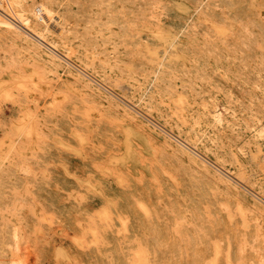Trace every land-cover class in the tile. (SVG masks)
Instances as JSON below:
<instances>
[{
    "label": "rangeland",
    "instance_id": "1",
    "mask_svg": "<svg viewBox=\"0 0 264 264\" xmlns=\"http://www.w3.org/2000/svg\"><path fill=\"white\" fill-rule=\"evenodd\" d=\"M26 1L28 3H32V2L37 1V3H39V1H41V0H32V1L26 0ZM52 1H56L53 4L60 10V12L63 13L62 32L61 33L66 32V30L68 29V32H66L67 34L65 33V35H64V33H63V34H61V36H63L70 43L74 44V47H75V49L77 48L76 50H77L79 55L85 56L88 54L95 60L94 62H95V68L96 69L89 70V72L87 73L88 75H86L85 77H87V78L94 77L95 78V76L102 77L104 75V77L109 78L110 80H114L116 77H118V79L121 78L119 80L120 82H118V83L120 85L123 84V86H120V87L114 86L115 81H106V80L104 81L103 80L104 82H106V85H109L110 87L113 88V90H111L107 86L105 88H102V89H104L103 91H108L107 93H110L112 91L113 93H110V94L112 96L114 95L115 97L114 96L113 97L115 99H117L118 101H120L124 105L127 104L126 106L129 107L131 110L133 109L132 111H135V113L137 111H138V113L140 112L139 114L141 116L138 113H136L137 118H138L137 121L143 120L146 125L142 126V127L139 124H137L138 126L135 125L136 122L131 121L127 117V115L124 114L121 110L114 109L113 107H111L110 105L105 103L104 101H101V99H98L99 97H97L96 94H90L84 88L77 86L73 81L67 79V74H68L67 71L65 72V70H63L62 76H60V78L58 79L59 76L55 75L52 71H49L48 69L43 67V64L41 63V61L37 57H35V55L30 51V48L28 46H26L24 43L20 42V40L16 37H13V39H11L12 36L7 37L1 33L0 36L1 37L4 36L7 39L2 37L4 39L3 40L0 37L2 39V40L0 39V46H1L0 48H2V49H0V53H1L0 54V56H1L0 57V72L3 75H5V74H8L9 72L11 73V72L16 71L18 69H19L18 71L21 70V72H24V73H30L32 70L38 69L41 72H43L47 82L45 84V91H44L46 93L45 94L40 93V92L35 91V90L30 91L28 93V100H27V103L25 105V114L27 113L26 116H28L27 121H30L31 118L33 117V115L34 116L36 115L35 118L38 116L36 118L38 120V124H40L42 126L41 127V138L38 139L37 143H36V141H37L36 137L35 138L33 137L34 138L33 139L31 136L25 134V132H23V131L20 132V130L17 131L15 129L14 130L15 132L11 133L12 137H11V134L5 133V124L8 127H10V126L12 127L13 126L12 124H14L16 122L15 120H17L19 118V111L17 110V104L15 102H14L15 104H13L11 102V100L12 101L15 100V99H13L15 97L10 96V97H12V99L10 97H8L10 99V101L8 98H5V101H4V98L1 100V107H2L1 108V112H2L1 113V120H2V123L0 124V130H1L0 134H2V135L0 136V141L4 142V148L3 149H4V152H6L7 154L0 161V252L3 254L2 255L0 253V258L2 260L5 259L4 261L6 262L11 256H13V253L11 250H13V252L15 251L14 250V244L12 242L13 241L12 235L10 232V230H12L13 225L12 226L8 225V226L4 227V219L2 217L3 214H5V213L7 214V212H10L15 207L17 208V211L19 213H17L15 218H13V222L19 221L18 220L19 218H23L22 225H23L24 231H25V240L28 239V241L26 240L27 243H25L26 241L24 240V243L26 244L27 248L24 247L25 251L23 253V256L25 254L24 257L29 260L30 264H36V263L37 264L38 263L39 264H46V263L47 264H49V263L50 264H63V262L65 264L66 263L67 264H79L80 262H82L80 264H95V263L99 264L101 262H104L106 259H107V262L105 261L104 263H101V264H105V263H107V264H132L131 262L133 260H134L133 261L134 263L137 261L135 251L133 252V250H135L136 246H138L139 244L142 246L147 245L150 247V249L152 248L151 249L153 252L152 258L156 261V264H199L198 263L199 258L202 260L204 259V261H205L212 255L213 246H214L215 242L220 243L224 248H227V245L229 244V242L232 243L233 264H237V260L239 259L240 256H243L245 258L242 261V264H250V262L253 260V258L255 256H257L259 254H263L264 253V212H262L259 207L261 205L264 206V202H262V200H264V195L260 191L259 187L264 185V173H263L264 172L263 171L264 170V167H263L264 166V153H263L264 152V136L262 137L258 133V128H259V125H261V124L264 125V116L263 115L261 116V114H264V111H263L264 110L263 109L264 108V104H263V101H264V98H263L264 97V84H263V82H264L263 81L264 80V73H263L264 72V34H263L264 33V22H263L264 17H262L264 15V13L257 12L255 9L254 10L255 16H253V18H251L250 20H247V18H248L247 16H246V18H245V16H244V18H242V15H243L242 12H244L243 10H245L247 8L249 9V8L253 7L251 0H212L211 6H212V10H213L212 16H213L214 20H222L228 26V29L226 30V33L224 34V36L220 37V35L217 34V31L214 29V27L210 23L211 21H208L207 23L197 22V20H196L197 13L196 12L191 14L189 27L183 31L182 26H183L184 22L182 20L184 19V21H185L186 18H184L185 16L181 18L180 9L182 11H184V10L187 11L188 9L186 8V6L183 3L186 1H190V0H174V1H172V0H88V2H87V0H65V2H64V0H52ZM141 1H143V3ZM155 1H156L157 5H156ZM139 2H141L143 5ZM85 5L86 6L89 5L86 8V10L84 8V7H86ZM163 6H164V8H163ZM262 6L264 9V4H262ZM66 7H67V10H66ZM166 9H168V10L165 11ZM64 11H66L67 13H65ZM103 11H104V13H103ZM189 11H190V9H189ZM166 12H167V14H166ZM236 12H237V14H236ZM257 16L259 19L256 18ZM84 17H85V19H83ZM163 17H166V18H164V20H163ZM96 18L98 20L94 21V19H96ZM102 18H104V19H102ZM166 20L169 23H166ZM261 20H262V22H261ZM65 21L68 23H65ZM74 22L77 24H75ZM100 22H102V23H100ZM178 22L181 23L182 25L179 24ZM231 22L234 24V26L231 25ZM79 23H81V24H79ZM173 23L176 26L178 24L179 25L177 27H175L173 25ZM191 24H194L193 26H195V27L190 26ZM73 25L75 27H72ZM169 26L170 27L172 26L174 29L169 28ZM257 26H260V28L259 27L257 28ZM261 28H262V30H261ZM72 29L73 30L76 29L77 31L72 32ZM89 29H90V32H89ZM82 30H84V31H82ZM157 30L160 31L161 34ZM154 31H156V33ZM71 32H72V34H71ZM172 32H174V33L177 32L176 34L178 35V38L185 37L187 39L186 41H187V43L188 42L189 43L186 45H189V47L191 48V55H195L196 59L192 58V60H190L189 64L188 63L185 64V63L181 62L179 65H182V66L180 67V70L178 71V73L175 74L174 76H171L169 79L170 80L172 79L173 83H177L178 85L180 84L179 85L180 88H182L181 84L183 82H181V81L183 80L184 77H185L184 80H187V81L189 80L188 81L189 83L191 80L192 87H194L195 89H193L191 87L190 93L192 95V99H193V97L196 98L195 99L196 102L194 99L192 101L193 102L192 112L196 113V110H197V113H199L200 109L202 107V101H204V100H205V102L210 103L209 104L210 106L213 103L212 109L215 108V110H218L221 113V115L224 116L223 118L226 119V121L224 120V122H223L224 124L223 123L221 124L222 126L221 125L216 126L212 122L209 124L204 122L200 125H197V127L200 126L199 129H197L199 132L197 130L194 131V130L190 129L188 126L190 124V120L192 121L194 119V117L188 116L187 121H186V125L188 127L185 130H186V132H188V131L189 132L185 133V130H184V132L180 133L177 131V129H175V125L171 127V125L166 124L161 118H159L157 116H153L154 119L152 120L153 117L147 116L148 114L145 113L146 110L145 109L143 110V107L141 106V104L138 105L137 104L138 102L137 103L135 102L140 97L139 95L144 90H146L145 91L146 96L145 95L143 96L144 100L149 95V93L152 91V88H150V84H149L150 80H151V76L146 77L143 74H141L142 75L141 76L140 72H139V70L146 65L144 63H147L146 58L148 56V47L159 46L162 48V50H164V45L158 44L159 42L157 39L161 35L162 36L163 35H165V36L172 35ZM185 32L186 33L188 32L190 34L186 35ZM75 33L77 35L78 34H80V35L76 36ZM56 34L58 35V33H56ZM253 34L257 37H255ZM71 35H73V36L71 37ZM234 35H235V37H234ZM258 35H259V37H258ZM74 36H76V37H74ZM147 36H149V37H147ZM187 36H189L190 38ZM226 36H228V38ZM251 36L252 37L254 36L253 39L250 38ZM69 37H71V38L74 37V40L73 39L69 40ZM145 37L147 39L148 38L149 39L147 40ZM230 37H231V40L229 39ZM80 38H82V39H80ZM150 38H152V40L155 42H153ZM242 39H243V42H242ZM244 39H246V40H244ZM94 40H95V42H94ZM1 41H2V43H1ZM11 41H12V43H11ZM246 41L248 44L246 43ZM9 42H10V44H9ZM83 42H84V44H83ZM250 43L252 46L250 45ZM255 43H256V45H255ZM223 46H225V47H223ZM227 46H228V48H227ZM240 47L241 48L244 47V48L241 49ZM5 48L7 51L9 49L8 52H10V53H7V51H5ZM255 48H258V49L256 50ZM218 50H220V51H218ZM259 50H260L261 54L259 53ZM11 51H13V52L11 53ZM246 51H247V54H246ZM249 51H250V53H249ZM219 52H221V54L223 52L222 56L227 55V57L224 56L225 58H223L219 54ZM254 53H255V56H253ZM7 54L10 56H7ZM108 54H109V56H108ZM159 54H160L159 55L160 58H161V56L164 55L163 52H160ZM198 54L201 55L202 57L198 56ZM257 54H258V56H257ZM93 55L96 57H93ZM249 55L252 57H250ZM259 55H260V57H259ZM213 56L214 57L216 56L219 59L218 58L215 59ZM244 57H246V59ZM251 58H252V60H251ZM204 59H205V61H204ZM253 59H255V60L253 61ZM256 59H257V61H256ZM241 60L243 61V63ZM23 62H25V63H23ZM77 62L79 63L80 61L77 60ZM218 62H219V64H218ZM221 62H222V64H221ZM240 63H242V64H240ZM210 64H212V65H210ZM17 65H18V67H17ZM141 65H142V67H140ZM221 65L224 67H222ZM248 65H250V66L248 67ZM242 66H243V68H242ZM225 67H227V68L225 69ZM238 67H239V69H238ZM202 68H204V69L206 68V69L205 70L203 69L204 71H202ZM216 68H217V70H216ZM209 69H210V71H208ZM228 69H229V72H228ZM182 70H183V72H181ZM121 71H122V73H121ZM134 71H137V73L135 72L136 77H137L136 82L139 83V85L141 84L140 89H139L140 91L138 90V92H136L137 94L136 93L134 94V98L136 100L132 96H130L132 93H134L133 88H135V85H133V82L130 78L127 79V76L129 77V75H131V73H133ZM198 71H199V73H198ZM200 71H202L203 73ZM218 72H220L221 75H220V73L218 74ZM233 72H235V73H233ZM252 72H253V75H251ZM184 73H186L185 74L186 76L184 75ZM200 73H202V74H200ZM248 73H250V74H248ZM64 74H65V77H64ZM108 74H110V75H108ZM205 74L207 76L209 74V76L208 77L204 76ZM226 74L229 76H227ZM216 75H217V77H216ZM181 76H183V77H181ZM195 76L196 77L199 76V77H197V79H196ZM250 76H252V78ZM235 77H236V80L234 79ZM198 78H200V79H198ZM217 78H219V80ZM220 78H222V79H220ZM247 79L249 82L247 81ZM209 80H210V82H209ZM231 81H233V84ZM239 81H240L241 85H240V83L238 84ZM243 81H245L246 83ZM213 82L214 83L216 82L217 85H215ZM95 83H97V82H95ZM251 83L252 84L255 83V84H253L254 86H252ZM97 85H98V83H97ZM103 85H105V84H103ZM204 85H205V87H204ZM258 85H259V87H258ZM210 86H211V88H210ZM234 86H236V87H234ZM242 86H243V89H242ZM250 86H251V88H250ZM217 87L219 90L216 89ZM254 87L255 88L257 87V88L254 89ZM47 88H48V91H46ZM108 88L110 89V92H109ZM142 88H143V90H142ZM207 88L209 89V91ZM222 88H223V91L221 90ZM247 88L249 90L246 91ZM50 89H51V91L48 95L47 92H49ZM125 90H127V91H125ZM194 90H196V91H194ZM225 90L227 91V93ZM197 91H198V93H196ZM237 91L238 92L240 91V92L237 93ZM194 92L196 95L194 94ZM242 92H244V94L245 93L246 94L244 95ZM118 93H121V94L123 93V94L121 95ZM129 93H130V95H129ZM223 93H225V94L223 95ZM234 93H236V96ZM65 94H67V95H65ZM155 94L158 95L157 93H155ZM228 94L230 96H228ZM247 94H249L248 97H247ZM197 95L199 97H197ZM252 95H253V98H252ZM227 96L229 97V99ZM254 96H256L255 99L257 98L259 101L257 99L255 100ZM55 97H57V98L55 99ZM216 97H218L219 99L217 100ZM234 97L236 98V103H235ZM249 97H251L250 99H252V100H250ZM46 98L47 99L50 98V99L47 100ZM126 98H128V99L125 100ZM230 98H233L234 100H230ZM237 98L240 100V102H238L239 100ZM243 98H244V100H243ZM246 98H248V99L246 100ZM6 99H7V101H6ZM200 99H201V102H200ZM54 100H56V101L58 100L56 102V104L54 103L55 102ZM212 100H213V102L211 103ZM261 100H263V101L261 102ZM124 101H126L127 103ZM231 101H233V102H231ZM241 101H243V102H241ZM40 102L42 103V105ZM131 102H133V103H131ZM214 102H215V104H214ZM245 102L246 103L248 102L247 105ZM249 102H251V104ZM28 103L30 104V106H28L29 105ZM62 103H64V104H62ZM135 103L138 106L135 105ZM199 103L201 104V106ZM239 103H241L242 105L241 104L239 105ZM260 103H262V106H263L262 109L257 108L258 106L261 107ZM243 104H244V107H242ZM252 104L255 106H253ZM216 105H218V106H216ZM245 105L247 108H245ZM37 106H38V108H37ZM90 106L92 108L90 109V112H88ZM225 106H227V107H225ZM85 108H87L88 110H86ZM99 108H101L102 111H99L98 110ZM140 108H142V109H140ZM237 108H239V111ZM248 108L251 109L252 111L249 110ZM255 108L257 109L256 111H255ZM35 109H37V110H35ZM243 109H244V111H243ZM110 110L112 111L111 112L112 114L110 113ZM139 110H141V111H139ZM259 110H260V112H258ZM32 111H33V113H32ZM108 111H109V114H111L109 116H108ZM230 111H233V113ZM254 111H255V113H253ZM98 112H100V113H98ZM226 112H228V113H226ZM143 113H145L144 115H146L148 118L150 117L151 119H149V120L145 119V118H147L146 116L142 117ZM248 113L249 114L251 113V115L253 117L255 116V114H256V116L254 118L251 115H250V117H248V115H249ZM87 114L89 115V117ZM90 114H91V116H90ZM230 114H231V116H230ZM93 115L95 118L93 117ZM97 115L100 117H98ZM245 115H247V116H245ZM96 117H98V118H96ZM227 117L229 118V120ZM256 117H257V119H256ZM234 118L236 119L235 121H234ZM237 118H238V121H240L242 123V125L240 122H238V123L236 122ZM252 118H253V120H252ZM49 119H50V121H48ZM3 120L6 123H4ZM94 121H96L97 123ZM230 121L233 124L236 122L235 123L236 126L235 125L233 126V124ZM162 122H163V124H162ZM102 123L105 127H103V125H101ZM160 123H161V125H160ZM245 123H246L247 127L244 126ZM249 123L252 124V128H251V124H250V128H249ZM154 124L155 125L158 124V126L154 127ZM253 124H254V126H253ZM1 125H3L4 127ZM93 125H94V127H93ZM99 125H101L100 128H99ZM122 125L127 126L128 128L134 130V134H132V135L127 134L124 131V129L121 128ZM162 125L164 128H162ZM243 126H244V128H243ZM1 127H3V128H1ZM106 127H108V129ZM215 128H217V129H215ZM227 128L228 129L230 128V129L227 130ZM233 128H234V130L232 131ZM236 128H238V129H236ZM246 128H247V130H246ZM3 129H4V131H3ZM170 129L173 132V133L172 132L171 133L176 138L168 133V131L170 132ZM219 129L221 130V133L218 132ZM248 129H249V131H248ZM215 130H217V131H215ZM238 130H239V132H237ZM251 130H253V131H251ZM16 131H17V133H16ZM190 131H192V132H190ZM214 131L216 134L214 133V135H213ZM254 131H255V133H254ZM90 132H92V133H90ZM162 132H164L165 134H162ZM235 132H236V135H235ZM240 132H241V134H240ZM175 133H177V135ZM218 133L220 135H217ZM223 133H225L227 135H225V134L223 135ZM96 134H97V136H96ZM187 134H189L192 137V141L188 140V138H184V137L189 136ZM198 134H200L201 136ZM211 134H212V136H211ZM257 134H259L258 135L259 137L256 136ZM104 135H105V137H104ZM164 135L165 136L168 135L167 137H169V139H171L170 137H172L173 139L171 141L175 145L182 146L183 144L180 141H184V140H186L189 143V144L188 143L187 144L191 147H192V145H195L197 147V149L194 147H192V148H194L197 152L201 151L202 153L201 152L200 153L204 157L201 158L200 155L196 154L195 152H193V153H195L196 157L198 156L197 158H199L200 161H203L205 164L208 165L209 170H204L203 168H200V167L192 164L184 155H180L179 153L174 151V149H172V148L170 149L169 147H167L166 143L164 141ZM178 135L181 137L180 139H179ZM242 135H243V137H241ZM3 136H4V138H3ZM217 136L219 137V139ZM227 136H229V137L231 136V138L232 137L233 138L231 139ZM246 136L248 139L245 138ZM260 136H261V138H260ZM9 137H11V138H9ZM30 137H31V139H29ZM212 137L214 138L213 141H212V139H213ZM222 137L223 138L225 137V138L223 139ZM100 138L101 139L103 138V141ZM200 138H201V140H200ZM202 138H204V139H202ZM241 138H243V140ZM262 138H263V141L261 140ZM91 139H93V140L91 141ZM251 139H252V142H250ZM34 140H36V141H34ZM175 140H177V141H175ZM223 140H224V142H223ZM232 140H234L235 142ZM50 141L53 143L51 144ZM242 141H244L245 143L247 142V143L243 144ZM109 142H110V144H109ZM232 142H234V143H232ZM21 143L25 146L24 149L21 151L15 150L16 146L21 144ZM159 143H160V145H159ZM220 143H222V144H220ZM232 144H233V147H232ZM116 145H118V146H116ZM241 145H243L242 148H241ZM256 145H257V149H256ZM86 146H87V148L90 147V149L88 148L90 150V151L88 150L89 153H87L88 151L86 149ZM238 146L240 147V149ZM244 146H245V148H244ZM247 146L249 148H247ZM182 147H186V146H182ZM225 147H227V148H225ZM48 149H50V151ZM186 149H189V148H186ZM209 149L212 153L209 151ZM258 149H260V151ZM101 150H102V152H101ZM84 151H86V152H84ZM92 151H95L94 153H96V154H94ZM162 151L164 154L162 153ZM164 151L167 153V155L170 154L171 157L167 156ZM229 151L232 152V153H230V157L228 155ZM233 151H234V153H233ZM237 151H238V154H237ZM49 152H50V154H48ZM222 152H225V153L223 154ZM239 152L240 153L242 152V153L239 154ZM252 152L255 153L256 158L253 157L254 154ZM86 153H87V155H86ZM203 153L206 154V156ZM44 154H46V155H44ZM47 154H48V156H47ZM131 154H133V157L129 158V156ZM257 154H258V156H257ZM36 155H38V156H36ZM93 155H94V157H93ZM159 155H162V157H164V155H165V158L166 157L167 158L166 159L162 158ZM232 155L234 156V158ZM239 155H241V156H239ZM207 156H208V158H207ZM214 156H217L216 159ZM260 156H263V158ZM26 157H27V159H26ZM87 157H89L90 161H88ZM236 157H237V159H236ZM242 157H244V159H242ZM13 158H18L20 160L21 163H20L19 167H12V166L10 167L8 165L7 162L9 161V159H13ZM171 158L174 161H172ZM239 158H240V160H239ZM245 158H246V161H245ZM254 158H255V160H254ZM228 159H229V162L231 161L230 163L228 161L225 162V160H228ZM24 160L26 163L24 162ZM208 160L210 161V163L212 162L211 165H210V163H208L209 162ZM233 161L235 163H233ZM240 161L243 163H240ZM247 161L250 163H248ZM251 161H253V162H251ZM259 161H260V164H259ZM172 162H175L176 164H174ZM216 162H217V164H216ZM244 162H246V163H244ZM40 163L42 166L40 165ZM170 163L174 164V166H172V164H170ZM247 163L250 166H248ZM26 164L30 168V170L28 169L29 173H26V171H28L27 170L28 167ZM85 164H87L89 167ZM231 164H233V166ZM237 164H239V165H237ZM245 164H246V168L244 167ZM164 165H165V167H164ZM175 165H177V166H175ZM178 165H180V166H178ZM260 165H261V168H260ZM195 166H196V168H195ZM224 166H225V168H224ZM31 167L33 168V170ZM169 167H170V169H169ZM179 167H181L183 170H185V171H183L182 169H180V175L177 174V172L179 171ZM226 167H228V169H226ZM239 168L243 170L244 177H240L236 173V170L238 171ZM262 168H263V170H262ZM85 169H87V170L89 169V170L86 171ZM171 169H173V170L171 171ZM186 169H187V171H186ZM234 169H236V170H234ZM191 170H193V171H191ZM247 170L248 171L251 170L252 173L248 172ZM256 170L259 171V174H257L258 172L255 173ZM15 171H17V172H15ZM90 171H92V172H90ZM219 171L225 173V174H223V173L222 174L224 175L225 178L226 177L228 178L229 182H227V183L226 182H220V180L217 178V176L222 175V174ZM13 172L15 175L12 174ZM166 172L170 173L171 175L169 176L168 173L166 174ZM22 173H23V175H22ZM94 173H95V175H94ZM182 173L183 174L186 173L185 176ZM188 173H189V175L187 176ZM232 173H234V174L232 175ZM26 174H27V176H26ZM34 174H35V176H34ZM161 174L164 176L162 177ZM195 174H197L198 176L196 175V177H195ZM250 174H252V175H250ZM181 175H183V176H181ZM254 175H256V176H254ZM120 176H121V178H120ZM139 176H141V177H139ZM165 176H167V178ZM171 176L173 177V180L171 179ZM178 176H179V178H178ZM199 176H204V179H203V177H199ZM232 176H233V178H232ZM89 177H91V178H89ZM185 177H187L188 181ZM192 177H193V180H191ZM197 177L202 179L203 181L202 180L199 181L198 179H196ZM31 178H32V180H31ZM250 178L253 180H251ZM91 179H93V180H91ZM162 179H164L165 181H163ZM181 179H183V180L181 181ZM9 180H10V182H9ZM166 180L167 181L169 180L168 181L169 184L167 183ZM170 180H171V182H170ZM239 180H240V182H237ZM244 180L245 181L247 180V181L243 182ZM262 180H263V183H261ZM62 181H63V183H62ZM183 181H187L188 183L183 182ZM208 181H209V183H208ZM251 181L254 183L256 181L255 185H253L251 183ZM59 182H61V183H59ZM190 182H191V184H190ZM241 182H243V183H241ZM164 183H166V184H164ZM182 183H185V185ZM197 183H199V185ZM232 183L234 185H237V189H236V187H234V185H232ZM240 183H241V185H240ZM171 184L173 185V187H171L172 186ZM187 184H189L188 185L189 187L186 186ZM62 185H64V187ZM183 185L185 186V189H187L188 191H189L190 187H192L190 189V191H192V193L191 192L186 193L187 190H185L184 187H182ZM204 185L206 187H204ZM164 186H166L167 188L166 187L164 188ZM215 186H216V188H215ZM239 186H240V188H239ZM246 186L248 187V190H247ZM46 187H48V188H46ZM178 187H180V189ZM243 189H246V190H243ZM257 189H258V191H257ZM35 190L36 191L38 190V192H36ZM165 190H168V191H165ZM169 190H170V192H169ZM205 191H206V194H205ZM150 192L152 195L150 194ZM171 192H172V196L170 194ZM210 192H213V193H210ZM253 192L254 193L257 192V193L254 194ZM41 193H42V195H41ZM44 193H46V194H44ZM241 193H243V194H241ZM27 194H28V196H27ZM39 195H40V197H39ZM57 195L59 197L62 195L61 197H63V198L65 197V198L64 199L61 197L59 198V197H57ZM144 195L145 196L147 195L146 198ZM173 195L175 196V198ZM257 195L260 196V199H258L259 196H257ZM25 196H27V197H25ZM31 196H32V198H31ZM44 196L47 199H45ZM178 196L180 198H178ZM205 196H207V197H205ZM240 196H242V197H240ZM41 197L42 198L44 197V200L47 201V204L44 203L45 201L43 202V199L41 201ZM91 197H92V199H91ZM98 197H100V198H98ZM212 197H213V199H211ZM29 198H31V201L29 200ZM51 198H52V200H50ZM155 198L158 199L157 202H156ZM163 198H165V199L167 198V199L165 200ZM188 198H189V200H188ZM35 199H36V201H35ZM180 199H181V202H179ZM20 200H21V203L19 202ZM26 200H29L28 202H30V203H28ZM53 200L55 201V203ZM88 201H90V202H88ZM101 201H103V202L100 203ZM139 201L141 203H143L145 206L142 204L139 205V203H140ZM164 201H166L168 203H166ZM32 202H34V204H32ZM61 202H62V204H59ZM82 202H86L85 204L88 205L89 207L85 206L84 203H82ZM87 202L89 204H87ZM40 203H42V204H40ZM147 203H149V204H147ZM237 203L241 204L240 207L241 206L243 207L242 208L243 211L240 210L239 204H237ZM22 205H23V207H22ZM48 206H49V208H48ZM50 206L52 208L54 207L53 210H50ZM26 207L28 210H26ZM108 207H111L114 211V214H113L111 219H105L104 218V212L108 209ZM238 207H239V209H238ZM47 208H48V210H47ZM70 208H71V210H70ZM156 208H158V209H156ZM21 211H26V212H24L25 215H23L24 213H21ZM27 212H29V214ZM43 212L45 213L44 215H42ZM242 212L246 213V214H244V216H246V217L243 216V221L241 218L242 217L241 214H243ZM72 213L75 215V217ZM27 214L31 215V216H27ZM76 214H77L78 218L76 217ZM44 216H46L47 219L44 220V218H45ZM57 216H58V218H57ZM63 216L66 217L65 221L63 219L64 218ZM227 216H230V218H228ZM33 217L36 218V220H37L36 223L34 222L35 220L33 219ZM30 219H32L33 221ZM61 219L63 221H61ZM71 219H73V221ZM121 219L126 221L125 224H123V222H121ZM93 220H95L97 222L96 224L99 225L98 227H100L101 238L97 241L93 239L92 235L89 232H87V231L84 232L85 228H87L89 225H91ZM116 221H118V222H116ZM119 221H120V223H119ZM242 222H243V224H242ZM84 223H86V224H84ZM42 224L46 225L48 228ZM73 224L77 228H75L73 226ZM76 225H78V226H76ZM85 225H87V226H85ZM111 225H112V227H111ZM29 228H30V231H29ZM31 228H33V229H31ZM79 228H81L82 230ZM6 229H7V231H6ZM45 231H47V232L44 233ZM27 232L31 233V236H30V234L27 235L28 234ZM5 234L7 236L9 234V236L11 238L9 236L7 237ZM37 234H39L42 237L38 238L39 235H37ZM72 234H74V236H76V237H74ZM29 236L32 237L35 242H33V239L31 240V238ZM144 238H145V240H144ZM37 239H38V241H37ZM83 241H85V243L86 244L88 243V244L86 245ZM45 243H46V245H45ZM7 244H9V245H7ZM38 244L39 245L41 244V246H42V247L39 246L40 249L36 248V247H38V246H36ZM43 245H45L44 246L45 248L43 247ZM81 246H83V248H81ZM50 248H51V250H49ZM26 249H28L29 252L26 251ZM31 251H35V253L37 252L36 253L37 257H35V253L32 252V253H34V255H33L31 253ZM48 251H50V252L52 251L53 254L49 253ZM76 251H77V253H76ZM25 252H27V253H25ZM78 253H79V255H78ZM81 254H83V255L81 256ZM84 254H86V255H84ZM113 254H115V255H113ZM48 255L50 256V258L48 257ZM70 255L71 256L77 255V256L75 258V256L71 257ZM92 255H94V256H92ZM97 255H98V257H97ZM2 256H4V257H2ZM46 256H47V258H46ZM78 258L80 259V262H79ZM93 258L96 259L95 262H94ZM103 258L104 259L106 258V259L104 260ZM81 259H82V261H81ZM121 259H122V261H121ZM99 260H100V262H98ZM9 262L10 261H7L6 264H12ZM260 262L261 261H259L257 263L260 264ZM257 263H255V264H257ZM261 264H264V261H262Z\"/></svg>",
    "mask_w": 264,
    "mask_h": 264
},
{
    "label": "bare ground",
    "instance_id": "2",
    "mask_svg": "<svg viewBox=\"0 0 264 264\" xmlns=\"http://www.w3.org/2000/svg\"><path fill=\"white\" fill-rule=\"evenodd\" d=\"M29 1V0H28ZM32 1V0H31ZM172 1H174V0H172ZM252 1V4H253V7L252 8H247V9H245V10H243L244 12H242L243 13V15H242V18H244V16H245V18H246V16L248 17L247 18V20H250L251 18H253V16H255V14H254V10L256 9V11L257 12H260V13H264V9H263V6H262V4H264V0H251ZM54 2H56V1H52V0H41V1H39V3H37V1H35V2H32V3H28L26 0H0V34L2 33V34H4L5 36H12L11 37V39H13V37H16V38H18L19 40H20V42H22V43H24L26 46H28L29 48H30V51L35 55V57H37L40 61H41V63L43 64V67H45L46 69H48L49 71H52L55 75H57V76H59L58 77V79L60 78V76H62V72H63V70H65V72L67 71L68 72V74H67V79H69V80H71V81H73L77 86H79V87H81V88H84L86 91H88L90 94H96V96L97 97H99L98 99H101V101H104L105 103H107L108 105H110L111 107H113L114 109H117V110H121L124 114H126L127 115V117L131 120V121H135L136 122V124L135 125H137V124H139L141 127L142 126H145L146 124H145V122L143 121V120H138L137 121V115H136V113H138V111L135 113V111H132L129 107H127L126 105H124L123 103H121L120 101H118L117 99H115L110 93H113L112 91L110 92V89L111 90H113V88L112 87H110L109 85H106V82H104L105 80L106 81H115V83H114V86H118V87H120V86H123V84L122 85H120L118 82H120L119 80L121 79H118V77H116L114 80H110L109 78H106V77H104V75L102 76V77H99V76H95V78L94 77H90V78H87V77H85L86 75H88L87 73L89 72V70H93V69H96L95 68V60L90 56V55H85V56H81V55H79L78 54V52H77V48L75 49V47H74V44H72V43H70L69 41H67L63 36H61V34H63L64 33V35H65V33L66 32H68V27L66 28L67 30H66V32H63V33H61L62 32V18H63V13L62 12H60V10L53 4ZM64 2H65V0H64ZM87 2H88V0H87ZM99 2V1H98ZM117 2V1H116ZM134 2V1H133ZM142 3H143V1H141ZM141 2H139V3H141ZM141 3V4H142ZM155 3H156V1H155ZM61 4V3H60ZM86 4V3H85ZM113 4V3H112ZM132 4V3H131ZM161 4V3H160ZM185 6H186V8L188 9L187 11H182L181 9H180V16H181V18L182 17H184V18H186V20L184 21V19L182 20L183 22H184V24H183V26H182V29H183V31L186 29V28H188L189 27V22H190V18H191V14L192 13H194V12H196L197 13V16H196V20H197V22H201V23H207L208 21H211L210 23L212 24V26L214 27V29L217 31V34L218 35H220V37L221 36H224V34L226 33V30L228 29V26H227V24L224 22V21H222V20H214V18H213V16H212V13H213V10H212V0H190V1H186V2H184L183 3ZM59 5V4H58ZM72 5V4H71ZM136 5V4H135ZM138 5V4H137ZM143 5V4H142ZM153 5V4H152ZM156 5H157V3H156ZM60 6V5H59ZM76 6V5H75ZM86 6V5H85ZM89 6V5H88ZM88 6H86V7H84L85 8V10H86V8L88 7ZM95 6V5H94ZM111 6V5H110ZM145 6V5H144ZM216 6V5H215ZM63 7V6H62ZM120 7V6H119ZM122 7V6H121ZM135 7V6H134ZM176 7V6H175ZM61 8V7H60ZM70 8V7H69ZM158 8V7H157ZM163 8H164V6H163ZM216 8V7H215ZM91 9V8H90ZM111 9V8H110ZM135 9V8H134ZM155 9V8H154ZM171 9V8H170ZM189 9H190V11H189ZM253 9V10H252ZM66 10H67V7H66ZM99 10V9H98ZM101 10V9H100ZM164 10V9H163ZM168 9H166L165 11H167ZM252 10V11H251ZM78 11V10H77ZM88 11V10H87ZM107 11V10H106ZM118 11V10H117ZM172 11V10H171ZM174 11V10H173ZM65 13H67L66 11H64ZM109 12V11H108ZM154 12V11H153ZM160 12V11H159ZM162 12V11H161ZM169 12V11H168ZM218 12V11H217ZM71 13V12H70ZM74 13V12H73ZM96 13V12H95ZM103 13H104V11H103ZM107 13V12H106ZM132 13V12H131ZM170 13V12H169ZM160 14V13H159ZM164 14V13H163ZM166 14H167V12H166ZM236 14H237V12H236ZM254 14V15H253ZM169 15V14H168ZM178 15V14H177ZM65 16V15H64ZM98 16V15H97ZM105 16V15H104ZM137 16V15H136ZM194 16V15H193ZM81 17V16H80ZM102 17V16H101ZM110 17V16H109ZM171 17V16H170ZM262 17H264V15L262 16ZM128 18V17H127ZM164 18H166V17H163V20H164ZM169 18V17H168ZM256 18H258V16L256 17ZM66 19V18H65ZM83 19H85V17L83 18ZM102 19H104V18H102ZM156 19V18H155ZM180 19V18H179ZM178 19V20H179ZM259 19V18H258ZM262 19V18H261ZM89 20V19H88ZM97 21L98 19L96 18V19H94V21ZM172 20V19H171ZM181 20V19H180ZM75 21V20H74ZM102 21V20H101ZM106 21V20H105ZM169 21V20H168ZM173 21V20H172ZM254 21V20H253ZM72 22V21H71ZM83 22V21H82ZM88 22V21H87ZM175 22V21H174ZM194 22V21H193ZM192 22V23H193ZM256 22V21H255ZM261 22H262V20H261ZM264 22V21H263ZM65 23H68V22H66L65 21ZM75 23V22H74ZM90 23V22H89ZM92 23V22H91ZM94 23V22H93ZM100 23H102V22H100ZM123 23V22H122ZM134 23V22H133ZM166 23H169V22H167V20H166ZM179 23V22H178ZM75 24H77V23H75ZM79 24H81V23H79ZM86 24V23H85ZM179 24H181V23H179ZM178 24V25H179ZM65 25V24H64ZM67 25V24H66ZM90 25V24H89ZM100 25V24H99ZM172 25V24H171ZM173 25H174V23H173ZM177 25V26H178ZM182 25V24H181ZM194 24H191L190 26H193ZM231 25H233L234 26V24L231 22ZM243 25V24H242ZM245 25V24H244ZM258 25V24H257ZM68 26V25H67ZM101 26V25H100ZM106 26V25H105ZM136 26V25H135ZM175 27H177L176 25H174ZM201 26V25H200ZM72 27H75L74 25L72 26ZM82 27V26H81ZM93 27V26H92ZM193 27H195V26H193ZM202 27V26H201ZM200 27V28H201ZM260 28V26H257V28ZM103 28V27H102ZM101 28V29H102ZM110 28V27H109ZM169 28H173L172 26L170 27L169 26ZM180 28V27H179ZM207 28V27H206ZM251 28V27H250ZM81 29V28H80ZM96 29V28H95ZM98 29V28H97ZM107 29V28H106ZM174 29V28H173ZM199 29V28H198ZM202 29V28H201ZM209 29V28H208ZM242 29V28H241ZM125 30V29H124ZM179 30V29H178ZM181 30V29H180ZM190 30V29H189ZM197 30V29H196ZM195 30V31H196ZM200 30V29H199ZM257 30V29H256ZM261 30H262V28H261ZM70 31V30H69ZM75 31H77L76 29H72V32H75ZM82 31H84V30H82ZM106 31V30H105ZM158 31V30H157ZM198 31V30H197ZM72 32H71V34H72ZM89 32H90V29H89ZM124 32V31H123ZM155 33H156V31H154ZM159 33H160V31H158ZM189 32V31H188ZM186 33L185 32V34L187 35V34H190V33ZM192 32V31H191ZM201 32V31H200ZM204 32V31H203ZM260 32V31H259ZM56 33H58V35L56 34ZM77 33V32H76ZM75 33V34H76ZM146 33V32H145ZM166 33V32H165ZM177 33V32H176ZM176 33H174V32H172V35H167V36H165V35H161V36H159L158 37V44H162V45H164V50H162V48L161 47H159V46H151V47H148V56H147V58H146V60H147V63H144V64H146L144 67H142V65L140 66V67H142L140 70H139V72H140V75L141 74H143V75H145L146 77H150L151 76V80H150V88H152V91L149 93V95L146 97V99L144 100V98H143V96L145 95V91L146 90H144L139 96V98L136 100L135 98H134V94L136 93V92H138V90L140 89V85H139V83H137L136 82V80H137V77H136V74H135V72L137 73V71H134L133 73H131V75H129V77L127 76V79H131L132 80V82H133V85H135V88H133V90H134V93H132L131 95H130V93H129V95L130 96H132L136 101V103L139 105V104H141V106L143 107V110L145 109L146 110V112L145 113H147L148 115L147 116H150V117H153V116H157V117H159V118H161L166 124H169V125H171V127L172 126H174L175 125V129H177V131L178 132H180V133H182V132H184V130L189 126V128L190 129H192V130H197V129H199V127L200 126H198L197 127V125H200V124H202V123H204V122H206L207 124H209V123H213V124H215L216 126L217 125H221L223 122H224V120L226 121V119H224L223 117L224 116H222L221 115V113L218 111V110H215V108L214 109H212V107H213V100L211 101V106L209 105L210 103H207V102H205V100L204 101H202V107H201V109H200V112L199 113H197V110H196V113H193L192 112V109H193V99L195 100L196 98H194L193 97V99H192V95H191V93H190V91H191V87H192V84H191V80H190V83L187 81V80H184V78H183V80L181 81V82H183L182 84H181V87L182 88H180V84L178 85L177 83H173L172 82V79L170 80L169 78L171 77V76H174L175 74H177L178 73V71L180 70V67L182 66V65H179L181 62H183V63H190V60H192V58H195L196 56L195 55H191V48L189 47V45H186V44H188L187 43V39L185 38V37H181V38H178V35L176 34ZM237 33V32H236ZM250 33V32H249ZM254 33V32H253ZM57 36H56V35ZM67 34V33H66ZM87 34V33H86ZM161 34V33H160ZM167 34V33H166ZM264 34V33H263ZM78 35H80V34H78ZM77 34H76V36H78ZM85 35V34H84ZM244 35V34H243ZM248 35V34H247ZM246 35V36H247ZM250 35V34H249ZM254 35V34H253ZM67 36V35H66ZM73 35H71V37H72ZM76 36H74V37H76ZM96 36V35H95ZM237 36V35H236ZM255 36V35H254ZM253 36V37H254ZM261 36V35H260ZM1 37V36H0ZM2 37H4V36H2ZM1 37V38H2ZM68 37V36H67ZM71 37H69V40H74V37L73 38H71ZM86 37V36H85ZM147 37H149V36H147ZM187 37H189V36H187ZM227 38H228V36H226ZM234 37H235V35H234ZM241 37V36H240ZM253 37L251 36L250 38H252L253 39ZM255 37H257V36H255ZM258 37H259V35H258ZM0 38V39H1ZM5 39H7L6 37H4ZM71 38V39H70ZM146 38V37H145ZM153 38V37H152ZM152 38H150L151 40H152ZM190 38V37H189ZM249 38V37H248ZM3 39V38H2ZM1 39V40H2ZM68 39V38H67ZM77 39V38H76ZM80 39H82V38H80ZM84 39V38H83ZM89 39V38H88ZM87 39V40H88ZM100 39V38H99ZM143 39V38H142ZM147 39V38H146ZM149 39V38H148ZM147 39V40H148ZM230 40H231V37L229 38ZM228 39V40H229ZM4 40V39H3ZM10 40V39H9ZM8 40V41H9ZM227 40V41H228ZM244 40H246V39H244ZM263 40V39H262ZM13 41V40H12ZM12 41H11V43H12ZM79 41V40H78ZM84 41V40H83ZM150 41V40H149ZM153 41V40H152ZM151 41V42H152ZM240 41V40H239ZM252 41V40H251ZM259 41V40H258ZM94 42H95V40H94ZM120 42V41H119ZM153 42H155V41H153ZM152 42V43H153ZM226 42V41H225ZM242 42H243V39H242ZM1 43H2V41H1ZM15 43V42H14ZM150 43V42H149ZM151 43V44H152ZM228 43V42H227ZM246 43H247V41H246ZM257 43V42H256ZM256 43H255V45H256ZM9 44H10V42H9ZM77 44V43H76ZM83 44H84V42H83ZM154 44V43H153ZM152 44V45H153ZM248 44V43H247ZM258 44V43H257ZM3 45V44H2ZM78 45V44H77ZM80 45V44H79ZM97 45V44H96ZM116 45V44H115ZM143 45V44H142ZM231 45V44H230ZM229 45V46H230ZM250 45H251V43H250ZM91 46V45H90ZM98 46V45H97ZM150 46V45H149ZM213 46V45H212ZM243 46V45H242ZM252 46V45H251ZM1 47V46H0ZM8 47V46H7ZM6 47V48H7ZM78 47V46H77ZM80 47V46H79ZM100 47V46H99ZM223 47H225V46H223ZM231 47V46H230ZM249 47V46H248ZM256 47V46H255ZM6 48H5V51H7L6 50ZM83 48V47H82ZM103 48V47H102ZM215 48V47H214ZM221 48V47H220ZM227 48H228V46H227ZM241 48V47H240ZM244 48V47H243ZM243 48H241V49H243ZM252 48V47H251ZM250 48V49H251ZM254 48V47H253ZM0 49H2V48H0ZM81 49V48H80ZM90 49V48H89ZM105 49V48H104ZM142 49V48H141ZM213 49V48H212ZM223 49V48H222ZM230 49V48H229ZM256 50L258 49V48H255ZM208 50V49H207ZM217 50V49H216ZM215 50V51H216ZM234 50V49H233ZM253 50V49H252ZM8 51H9V49H8ZM7 51V53H10V52H8ZM18 51V50H17ZM28 51V50H27ZM80 51V50H79ZM83 51V50H82ZM195 51V50H194ZM218 51H220V50H218ZM229 51V50H228ZM240 51V50H239ZM13 51H11V53H12ZM84 52V51H83ZM102 52V51H101ZM109 52V51H108ZM146 52V51H145ZM160 52H163V56H161V58L159 57V53ZM245 52V51H244ZM255 52V51H254ZM258 52V51H257ZM256 52V53H257ZM21 53V52H20ZM26 53V52H25ZM94 53V52H93ZM231 53V52H230ZM249 53H250V51H249ZM259 53H260V50H259ZM1 54V53H0ZM4 54V53H3ZM2 54V55H3ZM102 54V53H101ZM112 54V53H111ZM115 54V53H114ZM194 54V53H193ZM205 54V53H204ZM214 54V53H213ZM219 54L222 56L223 55V52H222V54H221V52H219ZM232 54V53H231ZM246 54H247V51H246ZM261 54V53H260ZM207 55V54H206ZM210 55V54H209ZM212 55V54H211ZM215 55V54H214ZM218 55V54H217ZM230 55V54H229ZM237 55V54H236ZM7 56H10V55H8L7 54ZM22 56V55H21ZM26 56V55H25ZM108 56H109V54H108ZM111 56V55H110ZM198 56H201V55H199L198 54ZM220 56V57H221ZM225 56V55H224ZM224 56H222L223 58H225V57H227V55L224 57ZM244 56V55H243ZM246 56V55H245ZM250 56V55H249ZM253 56H255V53H254V55ZM257 56H258V54H257ZM1 57V56H0ZM15 57V56H14ZM93 57H96V56H94L93 55ZM202 57V56H201ZM207 57V56H206ZM209 57V56H208ZM214 57V56H213ZM234 57V56H233ZM250 57H252V56H250ZM259 57H260V55H259ZM6 58V57H5ZM199 58V57H198ZM211 58V57H210ZM215 59L216 58H218V57H214ZM237 58V57H236ZM245 59H246V57H244ZM243 58V59H244ZM15 59V58H14ZM100 59V58H99ZM129 59V58H128ZM137 59V58H136ZM135 59V60H136ZM140 59V58H139ZM138 59V60H139ZM196 59V58H195ZM201 59V58H200ZM207 59V58H206ZM219 59V58H218ZM239 59V58H238ZM242 59V58H241ZM248 59V58H247ZM77 60L78 61H80L79 63L77 62ZM101 60V59H100ZM226 60V59H225ZM224 60V61H225ZM251 60H252V58H251ZM255 59H253V61H254ZM204 61H205V59H204ZM209 61V60H208ZM227 61V60H226ZM229 61V60H228ZM242 61V60H241ZM246 61V60H245ZM256 61H257V59H256ZM99 62V61H98ZM130 62V61H129ZM138 62V61H137ZM142 62V61H141ZM207 62V61H206ZM214 62V61H213ZM23 63H25V62H23ZM136 63V62H135ZM209 63V62H208ZM229 63V62H228ZM242 63H243V61H242ZM242 63H240V64H242ZM246 63V62H245ZM250 63V62H249ZM263 63V62H262ZM13 64V63H12ZM187 64V65H188ZM199 64V63H198ZM203 64V63H202ZM205 64V63H204ZM213 64V63H212ZM212 64H210V65H212ZM217 64V63H216ZM218 64H219V62H218ZM221 64H222V62H221ZM232 64V63H231ZM254 64V63H253ZM258 64V63H257ZM14 65V64H13ZM16 65V64H15ZM41 65V64H40ZM107 65V64H106ZM201 65V64H200ZM224 65V64H223ZM230 65V64H229ZM222 66V65H221ZM250 65H248V67H249ZM17 67H18V65H17ZM207 67V66H206ZM222 67H224V66H222ZM228 67V66H227ZM227 67H225V69L227 68ZM235 67V66H234ZM263 67V66H262ZM100 68V67H99ZM136 68V67H135ZM220 68V67H219ZM230 68V67H229ZM236 68V67H235ZM242 68H243V66H242ZM259 68V67H258ZM17 69V68H16ZM119 69V68H118ZM138 69V68H137ZM185 69V68H184ZM193 69V68H192ZM204 68H202V71H204L203 70ZM238 69H239V67H238ZM263 69V68H262ZM19 70V69H18ZM18 70H16V71H13V72H9L8 74H5V75H3L1 72H0V124L2 123V120H1V100L4 98V101H5V98H8V97H10V96H13V97H15V98H13V99H15L14 101H12L11 100V102L13 103V104H17V110L19 111V118L17 119V120H15L16 122L14 123V124H12L13 126L11 127H8V126H6V124H5V133L6 134H11L12 132H15L14 130L16 129L17 131L18 130H20V132H25V134H27V135H29V136H31L32 138L34 137H36L37 138V141L36 140H34V141H36V143L38 142V139L39 138H41V125L40 124H38V120L35 118V116L33 115V117L31 118V120L30 121H27L28 119V116H26V114H25V105H26V103H27V100H28V93L30 92V91H38V92H40V93H46V92H44L45 91V84H46V82H47V80H46V78H45V75L43 74V72H41L40 70H38V69H34V70H32L30 73H24V72H21V70L20 71H18ZM195 70V69H194ZM216 70H217V68H216ZM223 70V69H222ZM254 70V69H253ZM258 70V69H257ZM186 71V70H185ZM202 71H200V72H202ZM208 71H210V69L208 70ZM213 71V70H212ZM226 71V70H225ZM232 71V70H231ZM230 71V72H231ZM246 71V70H245ZM64 72V73H65ZM181 72H183V70L181 71ZM196 72V71H195ZM194 72V73H195ZM214 72V71H213ZM228 72H229V69H228ZM238 72V71H237ZM244 72V71H243ZM248 72V71H247ZM47 73V72H46ZM121 73H122V71H121ZM198 73H199V71H198ZM203 73V72H202ZM202 73H200V74H202ZM220 72H218V74H219ZM226 73V72H225ZM233 73H235V72H233ZM264 73V72H263ZM100 74V73H99ZM130 74V73H129ZM139 74V73H138ZM183 74V73H182ZM186 73H184V75H185ZM191 74V73H190ZM199 74V75H200ZM210 74V73H209ZM209 74H208V76H209ZM217 74V73H216ZM240 74V73H239ZM248 74H250V73H248ZM259 74V73H258ZM261 74V73H260ZM106 75V74H105ZM108 75H110V74H108ZM183 75V76H184ZM211 75V74H210ZM215 75V74H214ZM220 75H221V73H220ZM227 75V74H226ZM237 75V74H236ZM247 75V74H246ZM251 75H253V72H252V74ZM142 76V75H141ZM183 76H181V77H183ZM186 76V75H185ZM204 76H207L206 74L204 75ZM207 76V77H208ZM212 76V75H211ZM227 76H229V75H227ZM241 76V75H240ZM64 77H65V74H64ZM144 77V76H143ZM196 77V76H195ZM197 77H199V76H197ZM197 77H196V79H197ZM201 77V76H200ZM216 77H217V75H216ZM220 77V76H219ZM222 77V76H221ZM237 77V76H236ZM236 77L234 78L235 80H236ZM251 78H252V76H250ZM258 77V76H257ZM178 78V77H177ZM205 78V77H204ZM238 78V77H237ZM247 78V77H246ZM254 78V77H253ZM263 78V77H262ZM126 79V80H127ZM144 79V78H143ZM174 79V78H173ZM198 79H200V78H198ZM209 79V78H208ZM216 79V78H215ZM218 80H219V78H217ZM220 79H222V78H220ZM241 79V78H240ZM244 79V78H243ZM104 80V81H103ZM180 80V79H179ZM224 80V79H223ZM234 80V81H235ZM242 80V79H241ZM252 80V79H251ZM62 81V80H61ZM60 81V82H61ZM101 81V82H100ZM215 81V80H214ZM222 81V80H221ZM238 81V80H237ZM247 81H248V79H247ZM264 81V80H263ZM49 82V81H48ZM59 82V81H58ZM69 82V81H68ZM95 82H97L98 83V85H97V83H95ZM139 82V81H138ZM143 82V81H142ZM209 82H210V80H209ZM232 82V84H233V81H231ZM243 82H245V81H243ZM249 82V81H248ZM253 82V81H252ZM50 83V82H49ZM48 83V84H49ZM204 83V82H203ZM214 83V82H213ZM220 83V82H219ZM218 83V84H219ZM240 83V81L238 82V84ZM246 83V82H245ZM244 83V84H245ZM51 84V83H50ZM54 84V83H53ZM57 84V83H56ZM60 84V83H59ZM103 84H105V85H103ZM153 84V85H152ZM202 84V83H201ZM215 85H217L216 84V82L214 83ZM222 84V83H221ZM243 84V83H242ZM252 84V83H251ZM253 84H255V83H253ZM252 84V86H254ZM262 84V83H261ZM263 84H264V82H263ZM143 85V84H142ZM210 85V84H209ZM223 85V84H222ZM221 85V86H222ZM228 85V84H227ZM237 85V84H236ZM240 85H241V83H240ZM250 85V84H249ZM51 86V85H50ZM56 86V85H55ZM109 87L108 89H109V92L110 93H107L108 91H103L104 89H102V88H105V87ZM113 86V85H112ZM132 86V85H131ZM130 86V87H131ZM208 86V85H207ZM230 86V85H229ZM228 86V87H229ZM127 87V86H126ZM134 87V86H133ZM201 87V86H200ZM204 87H205V85H204ZM214 87V86H213ZM232 87V86H231ZM234 87H236V86H234ZM246 87V86H245ZM258 87H259V85H258ZM50 88V87H49ZM122 88V87H121ZM128 88V87H127ZM193 89H195L194 87H192ZM199 88V87H198ZM210 88H211V86H210ZM224 88V87H223ZM223 88L221 89L222 91H223ZM241 88V87H240ZM239 88V89H240ZM250 88H251V86H250ZM257 88V87H256ZM255 87H254V89H256ZM261 88V87H260ZM77 89V88H76ZM107 89V90H108ZM125 89V88H124ZM208 89V88H207ZM216 89H218V87L216 88ZM229 89V88H228ZM236 89V88H235ZM242 89H243V86H242ZM118 90V89H117ZM122 90V89H121ZM142 90H143V88H142ZM219 90V89H218ZM237 90V89H236ZM241 90V89H240ZM247 90H249L248 88L246 89V91ZM46 91H48V88H47V90ZM50 91H51V89L49 90V92H47L48 93V95H49V93H50ZM61 91V90H60ZM125 91H127V90H125ZM140 91V90H139ZM194 91H196V90H194ZM201 91V90H200ZM208 91H209V89H208ZM215 91V90H214ZM226 91V90H225ZM245 91V90H244ZM253 91V90H252ZM251 91V92H252ZM259 91V90H258ZM262 91V90H261ZM260 91V92H261ZM73 92V91H72ZM133 92V91H132ZM206 92V91H205ZM229 92V91H228ZM240 92V91H239ZM238 91H237V93H239ZM117 93V92H116ZM115 93V94H116ZM147 93V92H146ZM155 93H157L158 95H156ZM196 93H198V91L196 92ZM226 93H227V91H226ZM243 94H244V92H242ZM256 93V92H255ZM118 94H121V93H118ZM123 94V93H122ZM121 94V95H122ZM137 94V93H136ZM194 94H195V92H194ZM200 94V93H199ZM198 94V95H199ZM205 94V93H204ZM210 94V93H209ZM219 94V93H218ZM225 93H223V95H224ZM233 94V93H232ZM235 94V96H236V93H234ZM242 94V95H243ZM246 94V93H245ZM244 94V95H245ZM253 94V93H252ZM263 94V93H262ZM43 95V94H42ZM47 95V94H46ZM65 95H67V94H65ZM81 95V94H80ZM79 95V96H80ZM84 95V94H83ZM82 95V96H83ZM196 95V94H195ZM197 95V97H199ZM211 95V94H210ZM214 95V94H213ZM241 95V96H242ZM248 95L249 94H247V97H248ZM251 95V94H250ZM254 95V94H253ZM253 95H252V98H253ZM260 95V94H259ZM41 96V95H40ZM95 96V97H96ZM119 96V95H118ZM127 96V95H126ZM146 96V95H145ZM194 96V95H193ZM202 96V95H201ZM228 96H230L229 94H228ZM227 96V97H228ZM239 96V95H238ZM261 96V95H260ZM65 97V96H64ZM67 97V96H66ZM77 97V96H76ZM213 97V96H212ZM221 97V96H220ZM226 97V98H227ZM244 97V96H243ZM255 97L256 96H254V99H255ZM11 99H12V97H10ZM51 98V97H50ZM49 98V99H50ZM57 97H55V99H56ZM69 98V97H68ZM131 98V97H130ZM205 98V97H204ZM210 98V97H209ZM217 98V100L219 99L218 97H216ZM235 98V97H234ZM251 97H249V99H250ZM259 98V97H258ZM262 98V97H261ZM264 98V97H263ZM9 99V98H8ZM45 99V98H44ZM47 99V98H46ZM49 99H47V100H49ZM128 98H126L125 100H127ZM208 99V98H207ZM211 99V98H210ZM209 99V100H210ZM228 99H229V97H228ZM238 99V98H237ZM248 98H246V100H247ZM257 99V98H256ZM255 99V100H256ZM41 100V99H40ZM124 100V99H123ZM122 100V101H123ZM133 100V99H132ZM225 100V99H224ZM230 100H234L233 98H230ZM239 100V99H238ZM237 100V101H238ZM243 100H244V98H243ZM250 100H252V99H250ZM254 100V101H255ZM258 100V99H257ZM6 101H7V99H6ZM9 101H10V99H9ZM55 101V102H54ZM53 102L56 104V102L58 101H56V100H54ZM74 101V100H73ZM98 101V100H97ZM227 101V100H226ZM225 101V102H226ZM249 101V100H248ZM259 101V100H258ZM263 100H261V102H262ZM15 102V103H14ZM51 102V101H50ZM52 102V103H53ZM124 102H126V101H124ZM195 102H196V100H195ZM200 102H201V99H200ZM231 102H233V101H231ZM238 102H240V100L238 101ZM241 102H243V101H241ZM30 103V102H29ZM28 103V104H29ZM41 103V102H40ZM127 103V102H126ZM130 103V102H129ZM128 103V104H129ZM131 103H133V102H131ZM135 103V105H137ZM224 103V102H223ZM235 103H236V98H235ZM246 103V102H245ZM248 103V102H247ZM247 103H246V105H247ZM250 104H251V102H249ZM254 103V102H253ZM62 104H64V103H62ZM72 104V103H71ZM88 104V103H87ZM98 104V103H97ZM200 104V103H199ZM214 104H215V102H214ZM217 104V103H216ZM219 104V103H218ZM241 103H239V105H240ZM261 104V107H257L258 109H262V103H260ZM263 104H264V101H263ZM41 105H42V103H41ZM70 105V104H69ZM90 105V104H89ZM137 105V106H138ZM242 105V104H241ZM246 105H245V108H247L246 107ZM253 105V104H252ZM28 106H30V104L28 105ZM36 106V105H35ZM93 106V105H92ZM132 106V105H131ZM195 106V105H194ZM200 106H201V104H200ZM216 106H218V105H216ZM228 106V105H227ZM227 106H225V107H227ZM253 106H255V105H253ZM60 107V106H59ZM196 107V106H195ZM194 107V108H195ZM215 107V106H214ZM236 107V106H235ZM238 107V106H237ZM242 107H244V104H243V106ZM250 107V106H249ZM15 108V107H14ZM27 108V107H26ZM30 108V107H29ZM36 108V107H35ZM37 108H38V106H37ZM45 108V107H44ZM92 107L90 106L89 107V110L87 109V108H85L86 110H88V112H90V109H91ZM108 108V107H107ZM136 108V107H135ZM217 108V107H216ZM240 108V107H239ZM239 108H237L238 109V111H239ZM59 109V108H58ZM137 109V108H136ZM139 109V108H138ZM140 109H142V108H140ZM249 109V108H248ZM264 109V108H263ZM16 110V111H17ZM30 110V109H29ZM34 110V109H33ZM35 110H37V109H35ZM99 111H102L101 110V108H99L98 109ZM221 110V109H220ZM249 110H251V109H249ZM254 110V109H253ZM257 109L255 108V111H256ZM95 111V110H94ZM107 111V110H106ZM105 111V112H106ZM139 111H141V110H139ZM199 111V110H198ZM226 111V110H225ZM243 111H244V109H243ZM242 111V112H243ZM252 111V110H251ZM255 111L253 112V113H255ZM264 111V110H263ZM262 111V112H263ZM35 112V111H34ZM41 112V111H40ZM87 112V111H86ZM85 112V113H86ZM112 111L110 110V113H111ZM114 112V111H113ZM230 112H232L233 113V111H230ZM235 112V111H234ZM237 112V111H236ZM246 112V111H245ZM250 112V111H249ZM258 112H260V110L258 111ZM18 113V112H17ZM32 113H33V111H32ZM96 113V112H95ZM98 113H100V112H98ZM107 113V112H106ZM140 113V112H139ZM138 113V114H139ZM145 113H143V115H142V117L143 116H146V115H144ZM226 113H228V112H226ZM247 113V112H246ZM112 114V113H111ZM111 114H109V111H108V116L109 115H111ZM116 114V113H115ZM123 114V115H124ZM249 114V113H248ZM247 114V115H248ZM18 115V114H17ZM48 115V114H47ZM55 115V114H54ZM68 115V114H67ZM88 115V114H87ZM140 115V114H139ZM234 115V114H233ZM237 115V114H236ZM247 115H245V116H247ZM250 115H251V113L248 115V117H250ZM258 115V114H257ZM264 116V114H261V116ZM90 116H91V114H90ZM98 116V115H97ZM107 116V115H106ZM141 116V115H140ZM139 116V117H140ZM146 116V117H147ZM188 116H193L194 117V119L191 121L190 120V124L187 126L186 125V121H187V118H188ZM230 116H231V114H230ZM242 116V115H241ZM252 116V115H251ZM255 116H256V114H255ZM254 116V117H255ZM30 117V116H29ZM88 117H89V115H88ZM93 117H94V115H93ZM98 117H100V116H98ZM98 117H96V118H98ZM141 117V118H142ZM145 118V119H151V118ZM226 117V116H225ZM236 117V116H235ZM247 117V118H248ZM253 117V116H252ZM253 117V118H254ZM95 118V117H94ZM228 118V117H227ZM241 118V117H240ZM243 118V117H242ZM245 118V117H244ZM253 118H252V120H253ZM263 118V117H262ZM4 119V118H3ZM30 119V118H29ZM92 119V118H91ZM154 119V117L152 118V120ZM246 119V118H245ZM244 119V120H245ZM256 119H257V117H256ZM7 120V119H6ZM70 120V119H69ZM90 120V119H89ZM156 120V119H155ZM154 120V121H155ZM228 120H229V118H228ZM231 120V119H230ZM236 119L234 118V121H235ZM243 120V121H244ZM261 120V119H260ZM4 121V120H3ZM40 121V120H39ZM48 121H50V119L48 120ZM232 121V120H231ZM230 121V122H231ZM246 121V120H245ZM263 121V120H262ZM52 122V121H51ZM94 122H96V121H94ZM102 122V121H101ZM150 122V121H149ZM152 122V121H151ZM229 122V121H228ZM237 123L238 122H240V121H238V118H237V121H236ZM235 122V123H236ZM248 122V121H247ZM246 122V123H247ZM250 122V121H249ZM252 122V121H251ZM255 122V121H254ZM4 123H6L5 121H4ZM92 123V122H91ZM97 123V122H96ZM104 123V122H103ZM103 123L101 124V125H103ZM226 123V122H225ZM232 123V122H231ZM230 123V124H231ZM235 123L233 124V126L235 125ZM241 123V122H240ZM246 123L244 124V126H246ZM261 123V122H260ZM56 124V123H55ZM73 124V123H72ZM107 124V123H106ZM162 124H163V122H162ZM212 124V125H213ZM224 124V123H223ZM231 124V125H232ZM250 124L251 123H249V128H250ZM257 124V123H256ZM9 125V124H8ZM64 125V124H63ZM62 125V126H63ZM78 125V124H77ZM80 125V124H79ZM101 125H99V128L101 127ZM160 125H161V123H160ZM159 125V126H160ZM211 125V124H210ZM239 125V124H238ZM241 125H242V123H241ZM1 126H3V125H1ZM84 126V125H83ZM116 126V125H115ZM138 126V125H137ZM155 126H158V124L157 125H155L154 124V127ZM165 126V125H164ZM222 126V125H221ZM230 126V125H229ZM236 126V125H235ZM244 126H243V128H244ZM253 126H254V124H253ZM4 127V126H3ZM3 127H1V128H3ZM93 127H94V125H93ZM103 127H105L104 125H103ZM161 127V126H160ZM170 127V126H169ZM177 127V128H176ZM203 127V126H202ZM214 127V126H213ZM232 127V126H231ZM230 127V128H231ZM239 127V126H238ZM247 127V126H246ZM48 128V127H47ZM84 128V127H83ZM86 128V127H85ZM107 129H108V127H106ZM105 128V129H106ZM121 128H123L124 129V131L127 133V134H129V135H132V134H134V130H132V129H130V128H128L127 126H124V125H122V127ZM158 128V127H157ZM162 128H164L163 127V125H162ZM204 128V127H203ZM224 128V127H223ZM226 128V127H225ZM229 128V129H230ZM251 128H252V124H251ZM255 128V127H254ZM258 128V127H257ZM206 129V128H205ZM208 129V128H207ZM215 129H217V128H215ZM228 128H227V130H229ZM236 129H238V128H236ZM50 130V129H49ZM104 130V129H103ZM162 130V129H161ZM167 130V129H166ZM225 130V129H224ZM234 130V128L232 129V131ZM242 130V129H241ZM245 130V129H244ZM246 130H247V128H246ZM256 130V129H255ZM1 131V130H0ZM3 131H4V129H3ZM17 131H16V133H17ZM94 131V130H93ZM96 131V130H95ZM102 131V130H101ZM188 131V130H187ZM198 131V130H197ZM196 131V132H197ZM215 131H217V130H215ZM215 131L213 132V135H214V133H215ZM231 131V130H230ZM231 131V132H232ZM243 131V130H242ZM248 131H249V129H248ZM251 131H253V130H251ZM97 132V131H96ZM172 130L170 129V132L168 131V133L170 134V135H172L173 137H175L172 133ZM177 132V133H178ZM189 132V131H188ZM188 132H186V130H185V133H188ZM190 132H192V131H190ZM199 132V131H198ZM197 132V133H198ZM218 132H220L221 133V130L219 129V131ZM237 132H239V130L237 131ZM246 132V131H245ZM90 133H92V132H90ZM99 133V132H98ZM103 133V132H102ZM120 133V132H119ZM177 133H175L176 135H177ZM209 133V132H208ZM211 133V132H210ZM248 133V132H247ZM252 133V132H251ZM250 133V134H251ZM254 133H255V131H254ZM258 133L263 137L264 136V125L263 124H261V125H259V128H258ZM48 134V133H47ZM46 134V135H47ZM104 134V133H103ZM122 134V133H121ZM120 134V135H121ZM162 134H165L164 132H162ZM193 134V133H192ZM216 134V133H215ZM225 133H223V135H224ZM230 134V133H229ZM238 134V133H237ZM240 134H241V132H240ZM253 134V133H252ZM259 134H257L256 136H258ZM2 134H0V136H1ZM94 135V134H93ZM92 135V136H93ZM113 135V134H112ZM117 135V134H116ZM169 135V136H170ZM187 135H189V134H187ZM196 135V134H195ZM198 135H200V134H198ZM210 135V134H209ZM217 135H220L219 133L217 134ZM225 135H227V134H225ZM235 135H236V132H235ZM244 135V134H243ZM243 135L241 136V137H243ZM17 136V135H16ZM95 136V135H94ZM96 136H97V134H96ZM101 136V135H100ZM168 135H164V141H165V143H166V146L167 147H169L170 149L172 148V149H174V151H176L177 153H179L180 155H184L192 164H194V165H196V166H198V167H200V168H203L204 170H209L208 169V165L207 164H205L203 161H200L199 160V158H197L196 157V155H195V153L196 154H198V155H200L201 156V158L202 157H204L200 152H197L194 148H196L197 149V147L195 146V145H192V147H194V148H192L191 146H189L188 144V142L186 141V140H184V141H180L182 144V146H186V147H182V146H180V145H175V144H173V142L171 141L173 138L172 137H170L171 139H169V137H167ZM179 136V135H178ZM177 136V137H178ZM201 136V135H200ZM211 136H212V134H211ZM238 136V135H237ZM236 136V137H237ZM250 136V135H249ZM253 136V135H252ZM261 136H260V138H261ZM6 137V136H5ZM11 137H12V134H11ZM11 137H9V138H11ZM26 137V136H25ZM31 137L29 138V139H31ZM99 137V136H98ZM104 137H105V135H104ZM215 137V136H214ZM218 137V136H217ZM227 137H229V136H227ZM235 137V138H236ZM259 137V136H258ZM2 138V137H1ZM3 138H4V136H3ZM33 138V139H34ZM93 138V137H92ZM176 138V137H175ZM181 137L179 136V139H180ZM184 138H188V140H191L192 141V137L189 135V136H187V137H184ZM199 138V137H198ZM213 138V137H212ZM223 138V137H222ZM225 138V137H224ZM223 138V139H224ZM229 138H231V136L229 137ZM233 138V137H232ZM231 138V139H232ZM246 139H248L247 138V136L245 137ZM244 138V139H245ZM254 138V137H253ZM257 138V137H256ZM20 139V138H19ZM46 139V138H45ZM99 139V138H98ZM101 139V138H100ZM178 139V138H177ZM202 139H204V138H202ZM207 139V138H206ZM218 139H219V137H218ZM221 139V138H220ZM238 139V138H237ZM242 140H243V138H241ZM18 140V139H17ZM93 139H91V141H92ZM95 140V139H94ZM97 140V139H96ZM102 141H103V138L101 139ZM199 140V139H198ZM200 140H201V138H200ZM199 140V141H200ZM214 140V138L212 139V141ZM222 140V139H221ZM235 140V139H234ZM234 140H232V141H234ZM258 140V139H257ZM262 141H263V138L261 139ZM44 141V140H43ZM48 141V140H47ZM175 141H177V140H175ZM206 141V140H205ZM208 141V140H207ZM217 141V140H216ZM245 141V140H244ZM244 141H242V143L244 144L245 142ZM248 141V140H247ZM16 142V141H15ZM51 142V141H50ZM99 142V141H98ZM97 142V143H98ZM223 142H224V140H223ZM235 142V141H234ZM234 142H232V143H234ZM240 142V141H239ZM250 142H252V139H251V141ZM18 143V142H17ZM32 143V142H31ZM49 143V142H48ZM53 142H51V144H52ZM137 143V142H136ZM188 143V144H187ZM247 143V142H246ZM245 143V144H246ZM16 144V143H15ZM50 144V145H51ZM109 144H110V142H109ZM196 144V143H195ZM206 144V143H205ZM215 144V143H214ZM220 144H222V143H220ZM237 144V143H236ZM252 144V143H251ZM263 144V143H262ZM261 144V145H262ZM112 145V144H111ZM110 145V146H111ZM159 145H160V143H159ZM191 145V144H190ZM212 145V144H211ZM249 145V144H248ZM41 146V145H40ZM116 146H118V145H116ZM154 146V145H153ZM199 146V145H198ZM231 146V145H230ZM237 146V145H236ZM242 146L243 145H241V148H242ZM254 146V145H253ZM24 145L21 143V144H19V145H17L16 146V148H15V150H17V151H21V150H23L24 149ZM52 147V146H51ZM229 147V146H228ZM232 147H233V144H232ZM239 147V146H238ZM4 142H1L0 141V161L2 160V158H4L5 156H6V152H4ZM83 148V147H82ZM89 149H90V147H88ZM87 148V146H86V149H87V151L89 150ZM186 148H189V149H186ZM219 148V147H218ZM225 148H227V147H225ZM244 148H245V146H244ZM247 148H249L248 146H247ZM255 148V147H254ZM30 149V148H29ZM45 149V148H44ZM115 149V148H114ZM213 149V148H212ZM211 149V150H212ZM215 149V148H214ZM230 149V148H229ZM228 149V150H229ZM234 149V148H233ZM239 149H240V147H239ZM256 149H257V145H256ZM49 151H50V149H48ZM97 150V149H96ZM164 150V149H163ZM200 150V149H199ZM198 150V151H199ZM220 150V149H219ZM227 150V149H226ZM237 150V149H236ZM244 150V149H243ZM259 151H260V149H258ZM36 151V150H35ZM90 151V150H89ZM89 151L87 152V153H89ZM203 151V150H202ZM209 151H210V149H209ZM214 151V150H213ZM242 151V150H241ZM248 151V150H247ZM255 151V150H254ZM84 152H86V151H84ZM93 153L95 152V151H92ZM101 152H102V150H101ZM165 152V151H164ZM193 152H195V153H193ZM205 152V151H204ZM211 152V151H210ZM243 152V151H242ZM241 152V153H242ZM251 152V151H250ZM249 152V153H250ZM39 153V152H38ZM87 153H86V155H87ZM160 153V152H159ZM162 153H163V151H162ZM166 153V152H165ZM212 153V152H211ZM223 154L225 153V152H222ZM230 153H232V152H230L229 151V157H230ZM233 153H234V151H233ZM240 152H239V154H241ZM253 153V152H252ZM264 153V152H263ZM22 154V153H21ZM35 154V153H34ZM40 154V153H39ZM48 154H50V152L48 153ZM48 154H47V156H48ZM91 154V153H90ZM94 154H96V153H94ZM164 154V153H163ZM162 154V155H163ZM204 154V153H203ZM219 154V153H218ZM227 154V153H226ZM237 154H238V151H237ZM254 154V156L253 157H255L256 155H255V153H253ZM44 155H46V154H44ZM92 155V154H91ZM104 155V154H103ZM158 155V154H157ZM162 155H159V156H161L162 157ZM166 155H167V153H166ZM205 156H206V154H204ZM216 155V154H215ZM227 155V156H228ZM243 155V154H242ZM261 155V154H260ZM263 155V154H262ZM36 156H38V155H36ZM89 156V155H88ZM167 156H170V154H168ZM220 156V155H219ZM223 156V155H222ZM225 156V155H224ZM233 156V155H232ZM238 156V155H237ZM239 156H241V155H239ZM257 156H258V154H257ZM45 157V156H44ZM43 157V158H44ZM93 157H94V155H93ZM133 157V154H131L130 156H129V158H132ZM171 157V156H170ZM180 157V156H179ZM215 157V159H216V157L217 156H214ZM260 157H262L263 158V156H260ZM259 157V158H260ZM37 158V157H36ZM88 158V161H90L89 160V157H87ZM141 158V157H140ZM159 158V157H158ZM162 158H165V155H164V157H162ZM167 158V157H166ZM165 158V159H166ZM207 158H208V156H207ZM220 158V157H219ZM232 158V157H231ZM233 158H234V156H233ZM250 158V157H249ZM256 158V157H255ZM255 158H254V160H255ZM26 159H27V157H26ZM38 159V158H37ZM150 159V158H149ZM175 159V158H174ZM204 159V158H203ZM206 159V158H205ZM224 159V158H223ZM226 159V158H225ZM236 159H237V157H236ZM242 159H244V157H242ZM248 159V158H247ZM160 160V159H159ZM163 160V159H162ZM171 160H172V158H171ZM187 160V161H188ZM213 160V159H212ZM211 160V161H212ZM233 160V159H232ZM239 160H240V158H239ZM250 160V159H249ZM252 160V159H251ZM260 160V159H259ZM172 161H174V160H172ZM207 161V160H206ZM209 161V160H208ZM224 161V160H223ZM226 161H228L229 162V159L228 160H225V162ZM235 161V160H234ZM233 161V163H235ZM238 161V160H237ZM243 161V160H242ZM245 161H246V158H245ZM24 162H25V160H24ZM162 162V161H161ZM189 162V163H190ZM218 162V161H217ZM217 162H216V164H217ZM231 162V161H230ZM229 162V163H230ZM239 162V161H238ZM248 162V161H247ZM251 162H253V161H251ZM255 162V161H254ZM8 163V165L11 167H19L20 166V160L18 159V158H13V159H9V161L7 162ZM6 163V164H7ZM26 163V162H25ZM28 163V162H27ZM34 163V162H33ZM172 163H174V164H176L175 162H172ZM172 163H170V164H172ZM208 163H210V161L208 162ZM212 163V162H211ZM211 163H210V165H211ZM228 163V164H229ZM240 163H243V162H241L240 161ZM244 163H246V162H244ZM248 163H250V162H248ZM247 163V164H248ZM257 163V162H256ZM43 164V163H42ZM174 164H172V166H174ZM178 164V163H177ZM259 164H260V161H259ZM27 165V164H26ZM40 165H41V163H40ZM85 165H87V164H85ZM155 165V164H154ZM186 165V164H185ZM220 165V164H219ZM224 165V164H223ZM230 165V164H229ZM232 166H233V164H231ZM235 165V164H234ZM237 165H239V164H237ZM244 165V164H243ZM242 165V166H243ZM31 166V165H30ZM42 166V165H41ZM88 166V165H87ZM168 166V165H167ZM175 166H177V165H175ZM178 166H180V165H178ZM196 166H195V168H196ZM226 166V165H225ZM225 166H224V168H225ZM228 166V165H227ZM236 166V165H235ZM248 166H250L249 164H248ZM252 166V165H251ZM263 166V165H262ZM27 170L29 169L30 170V168H29V166L27 165ZM34 167V166H33ZM84 167V166H83ZM89 167V166H88ZM154 167V166H153ZM164 167H165V165H164ZM182 167V166H181ZM181 167H179V173L177 172V174H179L180 175V169H182ZM222 167V166H221ZM245 168H246V164H245V166H244ZM264 167V166H263ZM32 168V167H31ZM85 168V167H84ZM87 168V167H86ZM167 168V167H166ZM172 168V167H171ZM214 168V167H213ZM232 168V167H231ZM250 168V167H249ZM252 168V167H251ZM258 168V167H257ZM260 168H261V165H260ZM9 169V168H8ZM12 169V168H11ZM15 169V168H14ZM13 169V170H14ZM20 169V168H19ZM38 169V168H37ZM154 169V168H153ZM169 169H170V167H169ZM168 169V170H169ZM185 169V168H184ZM192 169V168H191ZM198 169V168H197ZM226 169H228V167H226ZM253 169V168H252ZM251 169V170H252ZM16 170V169H15ZM29 170L28 171H26V173H29ZM32 170H33V168H32ZM39 170V169H38ZM86 171H88L87 169H85ZM92 170V169H91ZM164 170V169H163ZM173 169H171V171H172ZM183 170V169H182ZM225 170V169H224ZM234 170H236V169H234ZM251 170H247L248 172H250V173H252L251 172ZM258 170V169H257ZM256 170V172L255 173H257V174H259V171H257ZM262 170H263V168H262ZM41 171V170H40ZM166 171V170H165ZM164 171V172H165ZM183 171H185V170H183ZM182 171V172H183ZM186 171H187V169H186ZM191 171H193V170H191ZM229 171V170H228ZM264 171V170H263ZM15 172H17V171H15ZM19 172V171H18ZM90 172H92V171H90ZM161 172V171H160ZM198 172V171H197ZM203 172V171H202ZM219 172H221V171H219ZM230 172V171H229ZM4 173V172H3ZM168 172H166V174H167ZM204 173V172H203ZM223 172H221V174H222ZM231 173V172H230ZM236 173L238 174V176H240V177H244V175H243V170L242 169H238V171L236 170ZM264 173V172H263ZM12 174H14V172L12 173ZM31 174V173H30ZM97 174V173H96ZM175 174V173H174ZM183 174V173H182ZM185 174L186 173H184L183 175L185 176ZM191 174V173H190ZM194 174V173H193ZM223 174H225V173H223ZM218 175L217 176V178L220 180V182H229L228 181V178L226 179L225 177H224V175ZM227 174V173H226ZM234 173H232V175H233ZM256 174V175H257ZM15 175V174H14ZM22 175H23V173H22ZM94 175H95V173H94ZM162 175V174H161ZM160 175V176H161ZM168 175L170 176L171 174L170 173H168ZM183 175H181V176H183ZM189 175V173L187 174V176ZM196 175L197 174H195V177H196ZM207 175V174H206ZM250 175H252V174H250ZM256 175H254V176H256ZM20 176V175H19ZM26 176H27V174H26ZM30 176V175H29ZM34 176H35V174H34ZM83 176V175H82ZM159 176V177H160ZM164 175H162V177H163ZM177 176V175H176ZM198 176V175H197ZM210 176V175H209ZM226 176V175H225ZM235 176V175H234ZM237 176V175H236ZM24 177V176H23ZM84 177V176H83ZM114 177V176H113ZM139 177H141V176H139ZM161 177V178H162ZM166 178H167V176H165ZM199 177H203V179H204V176H199ZM89 178H91V177H89ZM120 178H121V176H120ZM178 178H179V176H178ZM186 179H187V177H185ZM189 178V177H188ZM191 178V177H190ZM232 178H233V176H232ZM247 178V177H246ZM254 178V177H253ZM256 178V177H255ZM15 179V178H14ZM113 179V178H112ZM132 179V178H131ZM171 179L173 180V177L171 176ZM196 179H198L199 181L200 180H202V179H200V178H196ZM251 179V178H250ZM3 180V179H2ZM31 180H32V178H31ZM52 180V179H51ZM91 180H93V179H91ZM111 180V179H110ZM130 180V179H129ZM163 181H165L164 179H162ZM183 179H181V181H182ZM191 180H193V177H192V179ZM230 180V179H229ZM237 180V179H236ZM251 180H253V179H251ZM256 180V179H255ZM67 181V180H66ZM65 181V182H66ZM167 181V180H166ZM169 181V180H168ZM168 181H167V183H168ZM187 181H188V179H187ZM187 181H183V182H187ZM203 181V180H202ZM247 181V180H246ZM245 180L243 181V182H246ZM249 181V180H248ZM8 182V181H7ZM9 182H10V180H9ZM43 182V181H42ZM57 182V181H56ZM170 182H171V180H170ZM198 182V181H197ZM237 182H240V180L239 181H237ZM243 182H241V183H243ZM14 183V182H13ZM52 183V182H51ZM59 183H61V182H59ZM62 183H63V181H62ZM107 183V182H106ZM144 183V182H143ZM188 183V182H187ZM193 183V182H192ZM208 183H209V181H208ZM241 183H240V185H241ZM251 183L253 184V185H255V183H256V181H255V183L254 182H252L251 181ZM261 183H263V180L261 181ZM45 184V183H44ZM109 184V183H108ZM113 184V183H112ZM116 184V183H115ZM164 184H166V183H164ZM163 184V185H164ZM169 184V183H168ZM182 184H184L185 185V183H182ZM190 184H191V182H190ZM198 185H199V183H197ZM196 184V185H197ZM201 184V183H200ZM204 184V183H203ZM220 184V183H219ZM247 184V183H246ZM65 185V184H64ZM64 185H62L63 187H64ZM133 185V184H132ZM137 185V184H136ZM144 185V184H143ZM162 185V186H163ZM172 185V184H171ZM182 186V187H184V189H185V186ZM189 184H187L186 186H188ZM195 185V184H194ZM193 185V186H194ZM197 185V186H198ZM206 185V184H205ZM204 185V187H206ZM232 185H234L233 183H232ZM249 185V184H248ZM257 185V184H256ZM47 186V185H46ZM84 186V185H83ZM114 186V185H113ZM125 186V185H124ZM170 186V185H169ZM222 186V185H221ZM245 186V185H244ZM251 186V185H250ZM31 187V186H30ZM29 187V188H30ZM62 187V188H63ZM70 187V186H69ZM111 187V186H110ZM166 186H164V188H165ZM171 187H173V185L171 186ZM189 187V186H188ZM196 187V186H195ZM234 187H236V189H237V185H234ZM252 187V186H251ZM255 187V186H254ZM258 187V186H257ZM46 188H48V187H46ZM167 188V187H166ZM179 189H180V187H178ZM187 188V187H186ZM192 187H190V189H191ZM215 188H216V186H215ZM239 188H240V186H239ZM246 188H247V190H248V187L246 186ZM69 189V188H68ZM133 189V188H132ZM169 189V188H168ZM190 189H189V191L187 190V189H185V190H187V192L186 193H188V192H191L192 193V191H190ZM207 189V188H206ZM252 189V188H251ZM256 189V188H255ZM259 189H260V191L262 192V194L264 195V185L263 186H260L259 187ZM82 190V189H81ZM136 190V189H135ZM242 190V189H241ZM243 190H246V189H243ZM14 191V190H13ZM36 191V190H35ZM42 191V190H41ZM108 191V190H107ZM150 191V190H149ZM165 191H168V190H165ZM254 191V190H253ZM257 191H258V189H257ZM36 192H38V190L36 191ZM40 192V191H39ZM143 192V191H142ZM152 192V191H151ZM151 192H150V194H151ZM169 192H170V190H169ZM168 192V193H169ZM197 192V191H196ZM204 192V191H203ZM252 192V191H251ZM250 192V193H251ZM153 193V192H152ZM156 193V192H155ZM174 193V192H173ZM190 193V194H191ZM210 193H213V192H210ZM209 193V194H210ZM254 193V192H253ZM257 192H255L254 194H256ZM44 194H46V193H44ZM171 194V196H172V192L170 193ZM205 194H206V191H205ZM217 194V193H216ZM241 194H243V193H241ZM261 194V193H260ZM41 195H42V193H41ZM51 195V194H50ZM152 195V194H151ZM175 195V194H174ZM173 195V196H174ZM180 195V194H179ZM252 195V194H251ZM27 196H28V194H27ZM27 196H25V197H27ZM47 196V195H46ZM56 196V195H55ZM54 196V197H55ZM62 196V195H61ZM60 196V197H61ZM67 196V195H66ZM145 196V195H144ZM147 196V195H146ZM146 196H145V198H146ZM150 196V195H149ZM154 196V195H153ZM191 196V195H190ZM257 196H259V195H257ZM19 197V196H18ZM39 197H40V195H39ZM45 197V196H44ZM44 197L42 198L41 197V201H42V199H43V202L45 201L44 200ZM57 197H59L58 195H57ZM59 197V198H60ZM89 197V196H88ZM97 197V196H96ZM205 197H207V196H205ZM240 197H242V196H240ZM31 198H32V196H31ZM31 198H29V200L31 201ZM61 198H63V197H61ZM65 198V197H64ZM63 198V199H64ZM98 198H100V197H98ZM128 198V197H127ZM174 198H175V196H174ZM178 198H180L179 196H178ZM28 199V198H27ZM45 199H47L46 197H45ZM58 199V198H57ZM90 199V198H89ZM91 199H92V197H91ZM156 199V198H155ZM163 199H165V198H163ZM167 199V198H166ZM165 199V200H166ZM211 199H213V197L211 198ZM258 199H260V196L258 197ZM29 200H26L27 202L29 201ZM39 200V199H38ZM50 200H52V198L50 199ZM59 200V199H58ZM100 200V199H99ZM157 200L158 199H156V202H157ZM188 200H189V198H188ZM232 200V199H231ZM16 201V200H15ZM35 201H36V199H35ZM40 201V200H39ZM40 201V202H41ZM49 201V200H48ZM54 201V200H53ZM57 201V200H56ZM61 201V200H60ZM63 201V200H62ZM126 201V200H125ZM131 201V200H130ZM154 201V200H153ZM168 201V200H167ZM20 203H21V200L19 201ZM88 202H90V201H88ZM87 202V204H89ZM103 201H101L100 203H102ZM140 202V201H139ZM155 202V201H154ZM164 202H166V201H164ZM169 202V201H168ZM168 202H166V203H168ZM179 202H181V199H180V201ZM262 202H264V200H262ZM28 203H30V202H28ZM27 203V204H28ZM36 203V202H35ZM45 204H47V201H45L44 202ZM54 203H55V201H54ZM57 203V202H56ZM82 203H84V205L85 206H88V205H86L85 203L86 202H82ZM32 204H34V202H32ZM40 204H42V203H40ZM44 204V205H45ZM59 204H62V202L61 203H59ZM65 204V203H64ZM140 204H142V205H144L143 203H139V205ZM147 204H149V203H147ZM193 204V203H192ZM237 204H239V203H237ZM15 205V204H14ZM20 205V204H19ZM56 205V204H55ZM68 205V204H67ZM185 205V204H184ZM240 205L241 204H239V207H240ZM91 206V205H90ZM145 206V205H144ZM4 207V206H3ZM22 207H23V205H22ZM44 207V206H43ZM89 207V206H88ZM160 207V206H159ZM162 207V206H161ZM196 207V206H195ZM205 207V206H204ZM226 207V206H225ZM237 207V206H236ZM239 207H238V209H239ZM48 208H49V206H48ZM48 208H47V210H48ZM54 208V207H53ZM53 208L50 206V210H53ZM145 208V207H144ZM234 208V207H233ZM243 207L241 206L240 207V210L241 211H243V209H242ZM260 208V210L262 211V212H264V206H260L259 207ZM19 209V208H18ZM25 209V208H24ZM156 209H158V208H156ZM26 210H28L27 209V207H26ZM46 210V209H45ZM70 210H71V208H70ZM152 210V209H151ZM41 211V210H40ZM56 211V210H55ZM238 211V210H237ZM24 212H26V211H21V213H24ZM57 212V211H56ZM116 212V211H115ZM185 212V211H184ZM240 212V211H239ZM17 213H19L18 211H17V208L15 207L13 210H11L10 212H7V214L5 213V214H3V219H4V227H6V226H8V225H13L12 226V230H10V232H11V235H12V239H13V244H14V250L16 251H14L13 252V250H11L12 251V253H13V256H11L7 261H10L9 263H12V264H30L29 263V260L27 259V258H25L24 256H25V254H24V256H23V253H24V251H25V248L24 247H26V244L25 243H27V241H28V239H26L25 240V231H24V227H23V225H22V221H23V218H19L18 220L19 221H16V222H13V218H15V216L17 215ZM28 214H29V212H27ZM34 213V212H33ZM74 213V212H73ZM72 213V214H73ZM232 213V212H231ZM241 213V212H240ZM243 213V212H242ZM249 213V212H248ZM27 214V216H31V215H28ZM41 214V213H40ZM45 213L43 212V214L42 215H44ZM58 214V213H57ZM56 214V215H57ZM113 214H114V211H113V209L111 208V207H108V209L104 212V218L105 219H111L112 218V216H113ZM207 214V213H206ZM244 214H246V213H243V214H241L242 215V221H243V216H244ZM23 215H25V213L23 214ZM67 215V214H66ZM74 215V214H73ZM228 215V214H227ZM230 215V214H229ZM240 215V214H239ZM240 215V216H241ZM59 216V215H58ZM58 216H57V218H58ZM167 216V215H166ZM209 216V215H208ZM221 216V215H220ZM25 217V216H24ZM45 218H44V220L45 219H47L46 218V216H44ZM64 218V221H65V219H66V217L65 216H63ZM74 217H75V215H74ZM76 217L78 218V216H77V214H76ZM228 218H230V216H227ZM244 217H246V216H244ZM31 218V217H30ZM169 218V217H168ZM256 218V217H255ZM26 219V218H25ZM33 219L35 220L34 222L36 223V218H34L33 217ZM252 219V218H251ZM27 220V219H26ZM30 220H32V219H30ZM72 221H73V219H71ZM76 220V219H75ZM103 220V219H102ZM137 220V219H136ZM170 220V219H169ZM212 220V219H211ZM253 220V219H252ZM257 220V219H256ZM33 221V220H32ZM61 221H63L62 219H61ZM31 222V221H30ZM55 222V221H54ZM80 222V221H79ZM116 222H118V221H116ZM115 222V223H116ZM121 222H123V224H125V220H123V219H121ZM2 223V222H1ZM33 223V222H32ZM46 223V222H45ZM97 222L95 221V220H93L92 221V224L91 225H89L87 228H85V230H84V232L85 231H87V232H89L91 235H92V237H93V239L94 240H99L100 238H101V235H100V227H98L99 225L98 224H96ZM114 223V222H113ZM119 223H120V221H119ZM30 224V223H29ZM47 224V223H46ZM72 224V223H71ZM84 224H86V223H84ZM147 224V223H146ZM242 224H243V222H242ZM261 224V223H260ZM31 225V224H30ZM42 225H44V224H42ZM55 225V224H54ZM120 225V224H119ZM136 225V224H135ZM29 226V225H28ZM45 227H47L46 225H44ZM73 226H74V224H73ZM76 226H78V225H76ZM85 226H87V225H85ZM137 226V225H136ZM243 226V225H242ZM31 227V226H30ZM75 227V226H74ZM111 227H112V225H111ZM34 228V227H33ZM33 228H31V229H33ZM44 228V227H43ZM48 228V227H47ZM75 228H77V227H75ZM83 228V227H82ZM183 228V227H182ZM46 229V228H45ZM79 229H81V228H79ZM116 229V228H115ZM2 230V229H1ZM49 230V229H48ZM78 230V229H77ZM82 230V229H81ZM6 231H7V229H6ZM29 231H30V228H29ZM47 231H45L44 233H46ZM28 233V232H27ZM30 234V236H31V233H28L27 235H29ZM41 234V233H40ZM6 235V234H5ZM4 235V236H5ZM37 235H39V234H37ZM42 235V234H41ZM73 236H74V234H72ZM7 236V235H6ZM8 236H9V234H8ZM7 236V237H8ZM29 236V237H30ZM10 237V236H9ZM40 237H42V236H40L39 235V237L38 238H40ZM74 237H76V236H74ZM11 238V237H10ZM31 238V240L33 239L32 237H30ZM79 238V237H78ZM87 238V237H86ZM46 239V238H45ZM85 239V238H84ZM24 240L26 241L25 243H24ZM75 240V239H74ZM86 240V239H85ZM88 240V239H87ZM92 240V239H91ZM144 240H145V238H144ZM8 241V240H7ZM37 241H38V239H37ZM115 241V240H114ZM120 241V240H119ZM5 242V241H4ZM9 242V241H8ZM33 242H35L34 241V239H33ZM84 243H85V241H83ZM88 242V241H87ZM91 242V241H90ZM123 242V241H122ZM215 242V241H214ZM229 242V241H228ZM7 243V242H6ZM5 243V244H6ZM41 243V242H40ZM52 243V242H51ZM11 244V243H10ZM53 244V243H52ZM86 244V243H85ZM88 244V243H87ZM86 244V245H87ZM228 244V243H227ZM7 245H9V244H7ZM25 245V246H24ZM45 245H46V243H45ZM45 245H43V247L45 246ZM48 245V244H47ZM6 246V245H5ZM36 246H38V247H36V248H39L40 249V247H42L41 246V244L39 245H36ZM40 246V247H39ZM53 246V245H52ZM72 246V245H71ZM9 247V246H8ZM5 248V247H4ZM10 248V247H9ZM13 248V247H12ZM11 248V249H12ZM27 248V247H26ZM45 248V247H44ZM75 248V247H74ZM81 248H83V246H81ZM88 248V247H87ZM91 248V247H90ZM89 248V249H90ZM111 248V247H110ZM249 248V247H248ZM3 249V248H2ZM68 249V248H67ZM103 249V248H102ZM108 249V248H107ZM152 249V248H151ZM150 249V247L149 246H145V245H138V246H136V248H135V250H133V252L135 251V255H136V257H137V261L134 263L133 261L131 262L132 264H156V261L152 258V254H153V252H152V250ZM5 250V249H4ZM8 250V249H7ZM32 250V249H31ZM49 250H51V248L49 249ZM77 250V249H76ZM87 250V249H86ZM95 250V249H94ZM26 251H28V249H26ZM36 251V250H35ZM35 251H31V253L32 252H34L35 253ZM81 251V250H80ZM79 251V252H80ZM93 251V250H92ZM7 252V251H6ZM29 252V251H28ZM49 253H52V251L50 252V251H48ZM73 252V251H72ZM113 252V251H112ZM1 253V252H0ZM25 253H27V252H25ZM34 253H32L33 255H34ZM37 253V252H36ZM35 253V257H37V254ZM40 253V252H39ZM38 253V254H39ZM46 253V252H45ZM76 253H77V251H76ZM81 253V252H80ZM161 253V252H160ZM2 254V253H1ZM47 254V253H46ZM53 254V253H52ZM75 254V253H74ZM92 254V253H91ZM3 255V254H2ZM8 255V254H7ZM50 255V254H49ZM48 255V257L50 258V256ZM78 255H79V253H78ZM83 254H81V256H82ZM84 255H86V254H84ZM113 255H115V254H113ZM71 256V255H70ZM73 256H75V255H72L71 257H73ZM77 256V255H76ZM76 256H75V258H76ZM92 256H94V255H92ZM2 257H4V256H2ZM34 257V258H35ZM88 257V256H87ZM91 257V256H90ZM97 257H98V255H97ZM46 258H47V256H46ZM80 258V257H79ZM78 258V260H79V262H80V259ZM89 258V257H88ZM92 258V257H91ZM90 258V259H91ZM4 259V258H3ZM52 259V258H51ZM100 259V258H99ZM104 259V258H103ZM106 259V258H105ZM104 259V260H105ZM245 258L243 257V256H240L239 257V259L237 260V264H242V261L244 260ZM5 260V259H4ZM4 260H2L1 258H0V264H6L7 263V261L5 262ZM89 260V259H88ZM93 260H94V262L96 261V259H94L93 258ZM46 261V260H45ZM48 261V260H47ZM81 261H82V259H81ZM102 261V260H101ZM106 262H107V259L105 260ZM104 261V262H105ZM121 261H122V259H121ZM259 261H261L260 262V264L262 263V261H264V253L263 254H259V255H257V256H255L254 258H253V260L250 262V264H255V263H257V262H259ZM52 262V261H51ZM61 262V261H60ZM78 262V263H79ZM98 262H100V260L98 261ZM104 262H101V263H104ZM115 262V261H114ZM49 263V262H48ZM62 263V262H61ZM80 263H82V262H80ZM79 263V264H80ZM101 263H99V264H101ZM121 263V262H120ZM124 263V262H123ZM127 263V262H126ZM198 263L199 264H233V256H232V243L231 242H229V244L227 245V248H224L220 243H218V242H215L214 243V246H213V252H212V255L207 259V260H205L204 261V259L202 260V259H198ZM37 264V263H36ZM39 264V263H38ZM47 264V263H46ZM50 264V263H49ZM63 264H65L64 262H63ZM67 264V263H66ZM96 264V263H95ZM105 264H107V263H105ZM258 264V263H257Z\"/></svg>",
    "mask_w": 264,
    "mask_h": 264
}]
</instances>
